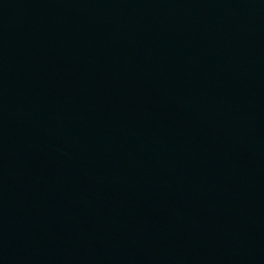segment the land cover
Here are the masks:
<instances>
[{
    "label": "water",
    "instance_id": "water-1",
    "mask_svg": "<svg viewBox=\"0 0 264 264\" xmlns=\"http://www.w3.org/2000/svg\"><path fill=\"white\" fill-rule=\"evenodd\" d=\"M0 264H264V0H0Z\"/></svg>",
    "mask_w": 264,
    "mask_h": 264
}]
</instances>
